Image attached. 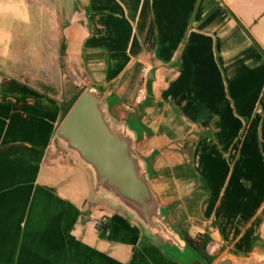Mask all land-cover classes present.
<instances>
[{
	"label": "crops",
	"instance_id": "1",
	"mask_svg": "<svg viewBox=\"0 0 264 264\" xmlns=\"http://www.w3.org/2000/svg\"><path fill=\"white\" fill-rule=\"evenodd\" d=\"M36 1L54 24L51 68L0 74V264H180L122 214H81L90 184L77 191L64 171L88 176L54 144L60 103L75 93H59L65 66L138 124L174 229L208 235L217 259L260 255L264 0Z\"/></svg>",
	"mask_w": 264,
	"mask_h": 264
},
{
	"label": "water",
	"instance_id": "2",
	"mask_svg": "<svg viewBox=\"0 0 264 264\" xmlns=\"http://www.w3.org/2000/svg\"><path fill=\"white\" fill-rule=\"evenodd\" d=\"M137 139L135 130L111 115L108 100L93 86L82 90L54 133L56 148L86 172L90 204L125 215L157 246L169 244L183 252L186 242L153 193ZM213 264H264V251L247 260L222 255Z\"/></svg>",
	"mask_w": 264,
	"mask_h": 264
},
{
	"label": "rangeland",
	"instance_id": "3",
	"mask_svg": "<svg viewBox=\"0 0 264 264\" xmlns=\"http://www.w3.org/2000/svg\"><path fill=\"white\" fill-rule=\"evenodd\" d=\"M36 2V0H0V68H9V71H1L0 74L2 75L11 76L18 73L12 72L13 65L16 64L21 68L24 65L26 68L33 67L35 70L31 71L30 74L33 77H38V67L51 68L53 63L51 57H53L54 47V38L52 37L54 36V24L49 21L48 11L43 17L44 14L41 10L39 12L38 3L36 4ZM61 73L62 80L59 93H73L84 86V83L76 77V72L71 71L69 66H65ZM52 79H54L53 76ZM74 168L76 173L74 171H64V176L66 177L65 180L68 181L67 184L74 186L78 191L80 190L81 179L86 184H88V181L85 174L77 169L78 167L74 166ZM97 209H103L104 212L108 213L121 214L102 205L90 204L88 200L86 205L83 204L81 214L85 216L86 210L91 212L95 210L91 215L90 223H97L101 217L96 212ZM210 252L216 254L217 248L212 247Z\"/></svg>",
	"mask_w": 264,
	"mask_h": 264
},
{
	"label": "trees",
	"instance_id": "4",
	"mask_svg": "<svg viewBox=\"0 0 264 264\" xmlns=\"http://www.w3.org/2000/svg\"><path fill=\"white\" fill-rule=\"evenodd\" d=\"M85 87L79 88L73 95L70 96L68 100H63L60 103L61 109V116L60 122L65 117L69 109L71 108L74 101L77 99L79 94ZM111 111V110H110ZM126 123L137 133L138 139L140 136L138 124L132 119H125ZM148 164L149 169L151 168L150 163L146 161ZM178 234L180 235L181 239L185 240L186 247L183 252L179 251L175 247L166 244L165 246L161 247L162 249L166 250L168 255L174 259L175 261L179 262L180 264H213L217 259V255H211L209 253V247L212 244L211 238L206 234H198L194 237L188 235L186 229L180 228L175 229ZM221 253V250L219 254Z\"/></svg>",
	"mask_w": 264,
	"mask_h": 264
},
{
	"label": "built area",
	"instance_id": "5",
	"mask_svg": "<svg viewBox=\"0 0 264 264\" xmlns=\"http://www.w3.org/2000/svg\"><path fill=\"white\" fill-rule=\"evenodd\" d=\"M145 98V92L143 88L138 90L137 95L135 96V102H141Z\"/></svg>",
	"mask_w": 264,
	"mask_h": 264
}]
</instances>
